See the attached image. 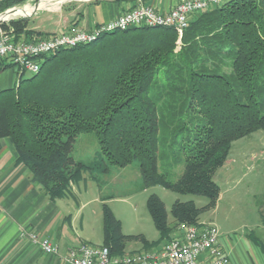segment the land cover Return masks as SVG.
Here are the masks:
<instances>
[{
	"label": "trees",
	"instance_id": "obj_1",
	"mask_svg": "<svg viewBox=\"0 0 264 264\" xmlns=\"http://www.w3.org/2000/svg\"><path fill=\"white\" fill-rule=\"evenodd\" d=\"M27 1L1 0L0 13ZM0 29L17 39L42 36L27 18ZM0 65V72L15 66ZM23 75L0 91V139H9L16 163L50 199L70 195L85 173L95 180L136 163L143 187L204 197L213 209L215 173L233 143L264 132V0H226L192 15L179 45L171 27H130L44 55L37 74ZM88 133L100 150L90 162L76 161L75 140ZM181 163V175L169 180ZM146 207L165 239L180 223L197 224L200 212L193 201L177 200L170 227L156 195ZM247 234L264 254L256 230ZM102 246L110 257L125 255L126 236L106 204Z\"/></svg>",
	"mask_w": 264,
	"mask_h": 264
},
{
	"label": "rangeland",
	"instance_id": "obj_2",
	"mask_svg": "<svg viewBox=\"0 0 264 264\" xmlns=\"http://www.w3.org/2000/svg\"><path fill=\"white\" fill-rule=\"evenodd\" d=\"M34 1H27L17 8L33 7ZM72 1L87 0H40L38 4L49 8L51 3H55L54 7H58V4ZM214 5L216 4H210L209 10H212ZM49 19L46 12L38 10L33 19L29 20V26L35 22L40 24L41 31H52L55 26L50 24ZM19 73L22 72L17 65L2 71L0 91L17 86ZM9 76L12 82L7 83ZM29 76L30 73L24 72L22 78ZM99 150V143L94 133L81 134L75 140L71 155L76 161L90 162L96 158ZM182 169L183 163L169 175V180H177ZM95 176L93 180L88 174H83L82 179L73 185V192L69 195L79 202V206L84 204L81 238L89 236L93 246H97V242H101L103 238V204L108 206L120 222L121 232L126 236L125 254L130 253L131 249L142 248L147 251L165 243L169 237L160 238L147 211L146 203L151 195H156L164 203L170 227L174 224L170 216L173 203L177 200L193 201L200 209L197 224L212 222L221 232L242 233L244 229L249 230L260 225L261 214H264L262 212L264 211V132L259 130L233 143L228 160L215 173L214 178L219 186L220 195L213 209L205 208L208 200L204 197L179 195L161 186L143 187L136 163L123 168L114 167L106 174L98 173ZM141 239L146 241L147 246H144Z\"/></svg>",
	"mask_w": 264,
	"mask_h": 264
},
{
	"label": "crops",
	"instance_id": "obj_3",
	"mask_svg": "<svg viewBox=\"0 0 264 264\" xmlns=\"http://www.w3.org/2000/svg\"><path fill=\"white\" fill-rule=\"evenodd\" d=\"M139 1L153 6L157 11L167 12L182 0H138L137 2ZM137 2L72 1L58 4V7H54L55 3H51L49 8L38 4L37 8H39L26 17L28 29L42 33L39 37L64 32L71 26L89 30L113 21ZM16 10H19L18 13H14V10L13 15H27L31 8L25 6ZM38 10L48 14L50 24L55 26L54 30L41 31L40 24L35 22L29 26V20L33 19ZM7 78V83L12 82L11 76ZM72 188L71 192H73ZM78 203L69 195L61 199H50L41 185L32 182L30 171L24 165L16 163V153L9 139H0V264H65L63 257L68 248L81 243L91 244L89 236L81 238L84 204L79 206ZM23 228L34 231L40 238H48L58 245V254H43L37 246L20 235ZM253 229L264 240L262 220L260 225L249 230L244 229L242 233L234 231L224 233L218 229L219 242L229 257V264H264V254L259 250L252 236L247 234ZM97 244L100 246L102 241ZM136 250L144 251L142 248L131 249L128 254L139 252ZM200 259L202 260V257Z\"/></svg>",
	"mask_w": 264,
	"mask_h": 264
},
{
	"label": "built area",
	"instance_id": "obj_4",
	"mask_svg": "<svg viewBox=\"0 0 264 264\" xmlns=\"http://www.w3.org/2000/svg\"><path fill=\"white\" fill-rule=\"evenodd\" d=\"M222 2L223 0H182L169 11L160 12L153 6L139 1L113 21L92 29L71 26L64 32L33 39H17L0 29V61L17 65L22 73L37 74L44 55L62 48L91 43L105 33L141 26L171 27L177 33L179 45L190 17L208 9L212 3ZM30 8L28 16L38 9L33 11V7ZM16 9L17 7H13L0 13V23L8 22L17 16L21 17L13 15ZM20 235L37 246L43 254L57 255L59 252L58 245L48 238H40L34 231L23 228ZM63 260L65 264H229V257L219 242L218 229L212 223L191 225L180 223L170 239L159 247L121 257H110L106 247L81 243L68 248Z\"/></svg>",
	"mask_w": 264,
	"mask_h": 264
},
{
	"label": "water",
	"instance_id": "obj_5",
	"mask_svg": "<svg viewBox=\"0 0 264 264\" xmlns=\"http://www.w3.org/2000/svg\"><path fill=\"white\" fill-rule=\"evenodd\" d=\"M40 0H35L34 1V4L33 5V11L37 8V4L39 3ZM21 17H29L28 15H21ZM0 22H1V19H0Z\"/></svg>",
	"mask_w": 264,
	"mask_h": 264
},
{
	"label": "bare ground",
	"instance_id": "obj_6",
	"mask_svg": "<svg viewBox=\"0 0 264 264\" xmlns=\"http://www.w3.org/2000/svg\"><path fill=\"white\" fill-rule=\"evenodd\" d=\"M40 6H42V5H40ZM18 11H19V10H15L14 13H18ZM16 15H18V14H16ZM19 15H22V14H19Z\"/></svg>",
	"mask_w": 264,
	"mask_h": 264
}]
</instances>
